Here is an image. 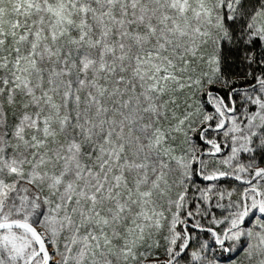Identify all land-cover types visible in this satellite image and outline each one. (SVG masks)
Listing matches in <instances>:
<instances>
[{"label": "snow or ice", "instance_id": "6c2138e0", "mask_svg": "<svg viewBox=\"0 0 264 264\" xmlns=\"http://www.w3.org/2000/svg\"><path fill=\"white\" fill-rule=\"evenodd\" d=\"M0 264H264V0H0Z\"/></svg>", "mask_w": 264, "mask_h": 264}]
</instances>
